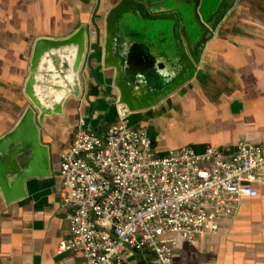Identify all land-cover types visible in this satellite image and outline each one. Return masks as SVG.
<instances>
[{
	"label": "crops",
	"instance_id": "crops-1",
	"mask_svg": "<svg viewBox=\"0 0 264 264\" xmlns=\"http://www.w3.org/2000/svg\"><path fill=\"white\" fill-rule=\"evenodd\" d=\"M119 1L0 0V136L27 106L22 91L34 41L64 38L82 25L89 33L80 99L69 101L62 116L40 129L50 148L51 174L27 181L19 202L7 206L0 197V264H82L80 255L58 251L70 240L60 155L80 120L99 135L122 124L144 129L160 155L264 141V0H238L207 45L194 78L155 108L137 113L118 105L113 72L103 68L107 15ZM128 62L138 81L165 72V59L146 48H132ZM253 188L257 197L241 198L233 215L219 220L217 233L194 243L178 238L174 264H264V184ZM122 261L159 264L148 250H124Z\"/></svg>",
	"mask_w": 264,
	"mask_h": 264
},
{
	"label": "built area",
	"instance_id": "built-area-1",
	"mask_svg": "<svg viewBox=\"0 0 264 264\" xmlns=\"http://www.w3.org/2000/svg\"><path fill=\"white\" fill-rule=\"evenodd\" d=\"M70 240L59 253L82 264H123L124 250L152 252L174 264L177 239L215 234L243 197L264 184V141L232 148L191 147L160 155L144 129L111 126L102 134L80 120L59 161Z\"/></svg>",
	"mask_w": 264,
	"mask_h": 264
},
{
	"label": "water",
	"instance_id": "water-1",
	"mask_svg": "<svg viewBox=\"0 0 264 264\" xmlns=\"http://www.w3.org/2000/svg\"><path fill=\"white\" fill-rule=\"evenodd\" d=\"M237 1L120 0L114 5L107 15L103 68L113 72L118 105L129 113L149 110L188 84ZM88 41L82 25L67 37H39L33 43L22 91L27 106L0 136V197L7 206L25 198L27 181L51 174L50 148L40 129L62 116L69 101L80 99ZM132 48L164 58L163 77L136 80L128 62Z\"/></svg>",
	"mask_w": 264,
	"mask_h": 264
},
{
	"label": "trees",
	"instance_id": "trees-1",
	"mask_svg": "<svg viewBox=\"0 0 264 264\" xmlns=\"http://www.w3.org/2000/svg\"><path fill=\"white\" fill-rule=\"evenodd\" d=\"M152 146L154 147V143L152 142Z\"/></svg>",
	"mask_w": 264,
	"mask_h": 264
}]
</instances>
